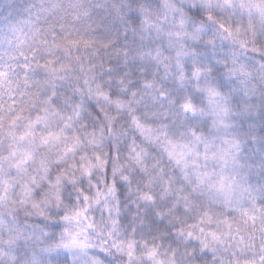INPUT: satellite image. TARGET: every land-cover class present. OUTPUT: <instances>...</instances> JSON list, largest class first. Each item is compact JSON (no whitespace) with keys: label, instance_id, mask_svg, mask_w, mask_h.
Segmentation results:
<instances>
[{"label":"snow or ice","instance_id":"6c2138e0","mask_svg":"<svg viewBox=\"0 0 264 264\" xmlns=\"http://www.w3.org/2000/svg\"><path fill=\"white\" fill-rule=\"evenodd\" d=\"M0 264H264V0H0Z\"/></svg>","mask_w":264,"mask_h":264}]
</instances>
